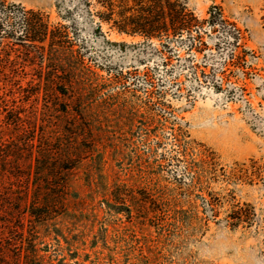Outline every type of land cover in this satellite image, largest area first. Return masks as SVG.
Returning a JSON list of instances; mask_svg holds the SVG:
<instances>
[{
    "label": "rangeland",
    "instance_id": "1",
    "mask_svg": "<svg viewBox=\"0 0 264 264\" xmlns=\"http://www.w3.org/2000/svg\"><path fill=\"white\" fill-rule=\"evenodd\" d=\"M6 1L59 21L54 0ZM187 5L199 20L221 9L200 50L165 51L105 23L104 36L82 30L91 59L123 79L93 67L115 111L95 119L98 152L70 178L69 214L50 222L66 242L51 225L33 229L31 264H264V0ZM116 186L136 208L128 217L105 208ZM234 212L244 219L235 226Z\"/></svg>",
    "mask_w": 264,
    "mask_h": 264
},
{
    "label": "trees",
    "instance_id": "2",
    "mask_svg": "<svg viewBox=\"0 0 264 264\" xmlns=\"http://www.w3.org/2000/svg\"><path fill=\"white\" fill-rule=\"evenodd\" d=\"M54 6L59 21L50 23L41 10L0 0V264H31L33 229L69 214L70 178L86 152H98L95 119L114 114L98 98L97 80L105 77L93 67L104 70L109 82L122 80L123 73L112 75L91 59L82 30L104 36L105 23L144 42L156 39L165 51L183 43L200 50L204 23H223L218 5L199 20L187 0H54ZM21 62L27 75L15 69ZM123 196L113 187L105 208L128 217L136 208ZM229 216L234 226L244 220L240 212ZM53 228L51 234L66 242Z\"/></svg>",
    "mask_w": 264,
    "mask_h": 264
}]
</instances>
